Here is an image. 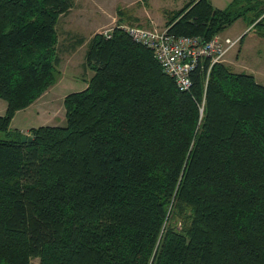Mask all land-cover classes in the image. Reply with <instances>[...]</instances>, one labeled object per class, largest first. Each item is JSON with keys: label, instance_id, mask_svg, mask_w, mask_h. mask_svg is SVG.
Here are the masks:
<instances>
[{"label": "trees", "instance_id": "16d2710c", "mask_svg": "<svg viewBox=\"0 0 264 264\" xmlns=\"http://www.w3.org/2000/svg\"><path fill=\"white\" fill-rule=\"evenodd\" d=\"M263 1L187 0L165 25L207 40L246 9L263 23ZM72 5L0 0V264H264V83L253 73L218 61L206 76L203 59L180 90L119 24L88 39L92 74L63 97L64 124L10 128L57 81L56 25Z\"/></svg>", "mask_w": 264, "mask_h": 264}, {"label": "rangeland", "instance_id": "374dc122", "mask_svg": "<svg viewBox=\"0 0 264 264\" xmlns=\"http://www.w3.org/2000/svg\"><path fill=\"white\" fill-rule=\"evenodd\" d=\"M187 0H73V5L59 16L56 29L58 34L57 52L60 60L57 64L58 75L54 90L49 92L59 96H45L40 101L45 105L43 112L33 107L18 111L10 122L11 129L22 130L26 126L53 123L64 124V106L61 94L66 91L82 89L92 74L84 63V53L88 38L103 28H112L119 24L162 29L165 25V12L181 7ZM220 8L252 5L250 0H210ZM264 5V1L262 3ZM263 15V14H262ZM254 9H246L245 15L234 20L220 33L236 37L245 35L227 51L222 62L228 63L234 70L250 72V69L264 70V19L263 23L249 24ZM88 19V21H86ZM80 39H83L80 41ZM261 79V80H260ZM264 77L258 81L264 83ZM52 86V85H51ZM68 87V88H65ZM50 91V90H49ZM1 102H5L0 98ZM50 100V103L48 101ZM201 112V110H200ZM46 120V121H45ZM48 121V122H47ZM27 131H24L26 133ZM0 131V137H4ZM38 264V258L31 259Z\"/></svg>", "mask_w": 264, "mask_h": 264}, {"label": "built area", "instance_id": "2783aa9c", "mask_svg": "<svg viewBox=\"0 0 264 264\" xmlns=\"http://www.w3.org/2000/svg\"><path fill=\"white\" fill-rule=\"evenodd\" d=\"M120 27L133 41L152 50L162 71L173 78L180 90L191 86V72L203 59L209 60L207 76L210 66L221 61L240 38L216 32L209 39L201 40L196 35H175L169 32L167 27L157 29L127 24H120ZM112 28H103L100 33L109 37Z\"/></svg>", "mask_w": 264, "mask_h": 264}, {"label": "crops", "instance_id": "0c3cea01", "mask_svg": "<svg viewBox=\"0 0 264 264\" xmlns=\"http://www.w3.org/2000/svg\"><path fill=\"white\" fill-rule=\"evenodd\" d=\"M86 21H88V19L86 20ZM245 35V33L243 34V35H240V34H238L237 36H242V41H243V36ZM91 37V36H90ZM89 37V38H90ZM88 38V39H89ZM88 41V40H87ZM250 72L251 73H253L254 74V76H255V78L257 79V80H259V78L260 77H264V70L263 69H261V68H258V69H250ZM261 80V79H260ZM264 80V79H263ZM86 84H87V82H86ZM54 86L56 87V84H53L52 86H50L49 88H47L39 97H37L33 102H31L28 106H26L25 108H23L24 110L25 109H28V108H30V107H33V109H35V111L36 112H43L44 110H45V105H43V104H41L40 103V101L41 100H43L44 98H45V96L47 95V96H50V97H52V98H54V96H59L60 95V91L62 90L61 88H59L58 89V91H57V94L56 95H51V94H49V92H51V91H53L55 88H54ZM65 88H68V87H65ZM50 90V91H49ZM69 92V91H68ZM67 92V93H68ZM65 94H66V91L65 92H63V94H61V97H62V99H63V97L65 96ZM48 103H50V100L48 101ZM5 109H6V102H1V100H0V113H4V111H5ZM20 110H22V109H19V110H17L15 113H14V115H13V117H12V119L15 117V115H16V113L18 112V111H20ZM64 118V117H63ZM12 119H11V121H12ZM46 121V120H45ZM48 122V121H47ZM45 124H50V122L49 123H45ZM51 124H53V123H51ZM31 126H33V125H30V126H26L25 128H23L22 130L20 129V131H22V132H24V131H28V128H30ZM27 133V132H26Z\"/></svg>", "mask_w": 264, "mask_h": 264}, {"label": "water", "instance_id": "95a60500", "mask_svg": "<svg viewBox=\"0 0 264 264\" xmlns=\"http://www.w3.org/2000/svg\"><path fill=\"white\" fill-rule=\"evenodd\" d=\"M26 138H27V135H26V134H23V135L21 136V140H22V141H25ZM27 139H30V136H28Z\"/></svg>", "mask_w": 264, "mask_h": 264}]
</instances>
